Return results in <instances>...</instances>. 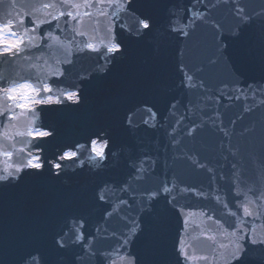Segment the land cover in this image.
<instances>
[{
    "label": "snow or ice",
    "instance_id": "snow-or-ice-1",
    "mask_svg": "<svg viewBox=\"0 0 264 264\" xmlns=\"http://www.w3.org/2000/svg\"><path fill=\"white\" fill-rule=\"evenodd\" d=\"M17 7L16 0H9L7 10L0 13V62L13 69L25 65L35 68L38 65L34 62L40 61L47 64L44 56L50 42L60 43L64 54L45 79L0 72V128L4 129L15 127L18 111L35 114L43 112L44 106L55 109L66 101L79 104V85L88 79H102L117 55L126 51L118 29L120 34L126 32L141 39L163 34L186 40L204 25L211 30L212 41L199 63L192 67L181 64V88L187 105L173 98L168 105L167 124L159 125L167 137L162 154L163 178L156 171L161 159L160 145H154L156 155H152L143 138H138L136 144L114 149L107 132H93L85 143L66 145L49 159L43 145L47 143L45 138L55 137V132L41 123L16 132L17 136L28 138L26 148L19 149L23 155L18 159H14L13 151L0 145V158L9 161L0 169V264H117V259L120 264H188L192 257L181 238L186 217L185 205L180 201L192 195L209 202L205 207L207 219L228 237V243L218 245L213 236L208 237L213 244L210 256L200 257L204 264H264V238L258 237L245 221L264 219V187L255 186V181L246 176L242 148L232 141L234 126L241 117L226 123L225 112L220 110L221 104L225 110L230 109L232 102L243 96L251 102L244 104L242 112L253 114L264 108V88L249 85L248 92L253 94L250 98L242 89L233 87L235 80H218L211 86L205 75L218 65L227 64L232 56L226 57L225 53L245 35L246 54L264 74V0H187L183 4L175 0H49L40 4L43 13L27 15L17 12ZM220 11L234 22L231 28L225 29L217 18ZM84 17L90 21L102 17L108 22L107 43L101 40L98 46L83 39L86 33L78 25ZM129 20L133 23L129 24ZM93 55L95 63L90 72L74 73L81 57ZM236 55L245 53L237 51ZM43 64L39 67L43 68ZM73 75L75 79L64 84ZM201 102L204 108L194 119ZM139 104H143L151 120L159 119L148 101ZM180 107H184V113L177 117ZM228 124L233 126L232 133ZM143 125L152 130L158 127L157 123L149 124L148 119ZM134 127L138 131L140 126H133L129 116L125 130L132 131ZM256 128L257 122L253 121L240 135H253ZM205 133L220 137L218 154L211 159L202 158L197 148ZM250 154L261 161L264 177V142L257 145L253 140ZM65 161L79 169L87 167L93 173L97 179L91 192L59 208L58 218L47 220L42 226L34 222L22 226L21 181L28 176L44 177L45 165L49 166L48 176L58 178ZM180 162L195 173H205L207 185L189 182L176 167ZM109 170L115 175L103 178L102 174ZM150 178L155 180L153 187L145 186ZM172 216L180 221V230L177 243L169 252L162 240ZM113 220L118 222V228L111 227ZM93 221L94 228L87 230Z\"/></svg>",
    "mask_w": 264,
    "mask_h": 264
},
{
    "label": "water",
    "instance_id": "water-1",
    "mask_svg": "<svg viewBox=\"0 0 264 264\" xmlns=\"http://www.w3.org/2000/svg\"><path fill=\"white\" fill-rule=\"evenodd\" d=\"M38 1L16 0L18 5L16 11L19 12L24 9L25 13L28 14ZM51 2H55V0H51ZM139 2L140 0H137V3ZM175 2L183 4L187 0H175ZM8 3L9 0L0 2V13L4 11V8L5 11L7 10ZM35 12L43 13L44 11ZM21 15H23L22 12ZM217 18L225 29L233 26L234 22L231 18L226 17L222 11L217 13ZM211 41V30L204 25L196 28L186 40L169 38L163 34L160 36L150 34L142 39L129 36L126 41L125 52L127 55L124 61L112 63L111 70L102 79H88L79 85L82 98L79 112L73 114L70 113L69 109H54L38 116L39 119L37 121L43 124L48 121L62 123L60 132L53 138V142L56 144L75 147L77 142L84 143L91 133L98 132V130L100 131L103 128L116 131L115 135L112 136L114 149L123 145L136 144L138 138H143L145 147L152 150V155H156L154 145L158 142L161 159L156 171L163 178L164 161L162 154L167 137L165 136L164 128L159 125L167 124L170 118L168 105L173 98L183 101L184 105H187L184 89L181 88V80L183 78V74L180 71L181 64L184 63L192 67L194 63H199L203 59V53L210 48ZM51 50L52 52L48 54L55 56L56 59H47V64L40 63L43 64V68L26 66L27 76H40L41 79L50 76L51 69L56 66V60L62 59L64 54V52H56L58 55H54L52 53L56 49L51 48ZM246 50L247 35L242 37L233 48L225 53L226 57L232 56V59L227 64L222 63L205 74L209 84L215 86L218 80H235L233 87L242 89L250 98L253 94L248 92L249 85L255 86L259 84L264 88V74L260 72L258 65L251 62ZM237 51L245 53V55L237 56ZM233 64L235 67L232 66ZM93 66L94 64L91 65L89 72ZM8 68L7 65H2V70L8 71ZM74 73L81 72L75 67ZM73 80L72 76H69L64 81V84H70ZM106 85H109L113 91L109 97L103 98L101 95ZM61 86L63 87V85ZM88 97L95 99L93 103H85V99ZM140 101H148L149 105L155 107L156 112L159 114L157 121L150 119V114L144 110L143 104H139ZM249 102L251 100L245 101L243 96H241L239 101L232 102L230 109L225 110L223 104H221L220 110L225 112L226 123L228 119H234L237 116L241 117L234 126L232 141L233 144H239L242 148L246 176L255 181V186L264 187V177H261V161L250 154L253 140L256 141L257 145L264 142V108L253 114L244 115L242 107ZM256 102H260L259 97H257ZM224 103H227V101H224ZM138 104L139 107H137ZM203 108L204 102H201L196 109L197 115L193 116L194 119L198 118L199 112ZM183 113L184 107H180L177 117ZM129 116L132 123H140L148 119L149 124L157 123L158 127L155 130L146 129L142 122L138 131L135 130V127L132 131H126L127 118ZM32 118L30 115H21L19 122L30 124L32 122H28V120ZM107 120L111 121L112 125L102 126V123ZM253 121L257 122L256 132L253 135L242 137L240 135L241 131L245 127L251 126ZM18 127L21 126L18 125ZM227 127L229 132L232 133L233 126L228 124ZM134 131L135 135H133ZM5 132L4 128H0V145L7 148L11 143L9 135L7 134V138L5 137ZM200 139L201 142L197 145V148L202 158L208 157L211 159L218 154L217 145L220 137L205 133ZM149 140L152 141L151 144H148ZM213 166H215L214 161ZM176 167L189 182H203L207 185L208 177L205 173H195L192 169L185 167L182 162L177 163ZM102 175L103 178H108L114 176L115 173L109 170ZM62 178L81 179L82 181L76 185L66 187L60 184L59 178L49 177L48 174L39 179L25 177L21 181L19 187L21 201L19 215L22 226L27 227L34 222L39 227L47 220L58 218V209L77 201L83 193H90L97 179L87 168L80 170L73 168L70 173L67 172ZM145 186H155V180L150 178ZM180 203L185 205L184 216L186 217V228L183 230L181 238L184 240L186 251L192 257L188 264H204L200 257L210 256V246L213 244V241L209 240L208 237L213 236L215 243L218 245L220 243H228L227 234L218 231L217 226L207 219L205 212V207L209 203L207 200L196 198L192 195L183 197ZM245 221L258 237L264 238V219L251 221L250 218H245ZM94 226L95 222L93 221L87 230H92ZM111 227L118 228V222L113 220ZM178 230H180V221L176 216H172L162 240L169 252L172 251L173 245L177 243ZM117 264H120L119 259H117Z\"/></svg>",
    "mask_w": 264,
    "mask_h": 264
}]
</instances>
